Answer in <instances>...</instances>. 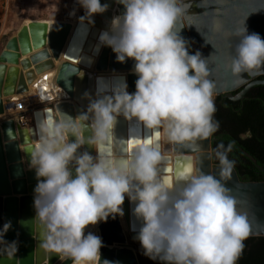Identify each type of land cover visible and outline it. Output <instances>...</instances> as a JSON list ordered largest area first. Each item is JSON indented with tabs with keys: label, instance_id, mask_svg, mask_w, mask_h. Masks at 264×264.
<instances>
[{
	"label": "clouds",
	"instance_id": "obj_1",
	"mask_svg": "<svg viewBox=\"0 0 264 264\" xmlns=\"http://www.w3.org/2000/svg\"><path fill=\"white\" fill-rule=\"evenodd\" d=\"M78 3L89 18L108 8L100 0ZM119 3L123 14L113 18L110 31L102 32L99 40L112 48L117 61H135L136 90L129 93L124 84L110 96L91 100L87 111L75 118L60 113L55 121L40 125L39 138L28 150L36 176L44 178L34 188L41 245L63 259L70 258L72 264H114L101 262L102 238L85 234L84 229L110 214L122 216L127 195L137 202L133 211L143 223L135 238L150 259L165 264H236L250 223L222 179L231 176L235 165L227 155L232 143L217 146L221 178L196 169L178 186L159 179L158 167L164 160L159 143L138 144L118 163L102 156L96 146L111 141L120 115L127 120L135 117L170 143L210 137L219 128L213 119L216 83L210 75L219 67L236 78L264 71V39L249 33L245 23L254 12L228 25L230 0L209 4L217 11L205 26L207 31H198L206 43L212 44L210 35L226 40L227 62L218 66L211 60L215 53L208 58L199 50L190 54V43L180 34L187 14L183 0ZM210 63L215 67L210 69ZM85 129L91 130L88 138L83 135ZM69 134L74 142H69ZM85 143L96 148L95 157L87 151L77 153ZM70 165L75 168L74 178ZM9 227L10 222L3 232Z\"/></svg>",
	"mask_w": 264,
	"mask_h": 264
},
{
	"label": "water",
	"instance_id": "obj_2",
	"mask_svg": "<svg viewBox=\"0 0 264 264\" xmlns=\"http://www.w3.org/2000/svg\"><path fill=\"white\" fill-rule=\"evenodd\" d=\"M73 1L77 3L76 0ZM100 2L107 4L108 7L114 6L118 16L125 10L119 0ZM183 3L187 7V14L182 17L185 28L180 34L189 41L190 54L199 50L203 57L208 58L215 53L211 60L218 66L224 65L228 58V47L223 36H209L218 50L216 52L212 44L206 43L201 35V31H207L205 26L217 11L215 5H209L213 0H183ZM249 12L254 13H250L245 21L248 32L258 33L264 39V0H230L226 22L228 25L237 23ZM84 15L85 11L82 8L74 24H71L68 18L51 22L45 20L22 22L0 49V114L3 111V102L8 104L11 99L9 95L25 92L27 84L34 78L33 75L47 69H53V83L63 95L62 98L56 97L53 104H47L42 112L39 108L33 110L31 124L28 126H20L9 117L0 119V264H69L71 261L70 258L63 259L62 256L49 252L41 245L40 227L35 222L34 188L38 179L44 178H38L35 169L31 167L28 149L39 138L42 119L55 121L60 113L75 118L87 111L91 100L100 99L104 95L110 96L115 88L124 84L127 85L129 93L136 90L135 81L138 77L134 71L135 61L126 58L124 62H119L111 47L104 44L100 47L99 36L109 26L110 11L107 9L103 13L93 14L90 18ZM90 35L96 37V42L90 50L91 55L88 56L84 53L91 45ZM59 55L62 57L61 60H58ZM92 56H95L94 60ZM92 60V67L96 70L94 76L75 64L79 62L83 66H88ZM214 67L215 64H209L210 69ZM263 74L264 71L242 73V78H236L224 71L223 67H219L209 78L214 79L216 83L214 97L223 94L231 99H239L251 85L264 83V78L258 77ZM240 87L238 92L231 93ZM125 124L127 134L124 133ZM112 131V145L111 142H106L97 145L96 148L104 157L110 158L112 153L116 154L113 162L118 163L135 148L129 151L128 144L124 145V136H127L128 141L138 139L137 119L133 117L127 120L123 115L117 116ZM83 135L85 138L90 137L91 130L85 129ZM144 135L146 138L145 126ZM163 139L165 163L158 167V172H161L159 179L162 182L168 177L164 172L169 168L172 169L171 183L174 186L185 181L179 178L178 173L185 172L188 178L196 174V169L221 178L220 165L215 160V151L211 149L210 137L183 143H170L164 137ZM68 140L74 142L75 137L69 134ZM96 148L85 143L77 153L87 151L94 157V154L97 155ZM170 151L172 156L169 161L167 154ZM124 152H127L126 156ZM251 161L255 162L252 158ZM166 162H170L171 166ZM70 168L74 178L75 168L71 165ZM256 168L264 175V168L257 165ZM222 179L225 186L231 189V194L237 198V209L247 213L250 223L247 237L264 236V179L241 180L234 168L230 177ZM136 203L125 195L124 203L121 205L123 215L120 217L124 227L132 230L127 235L123 234L117 214H114V218L113 214H110L106 220L97 223L98 236L103 241V247L100 249L101 262L108 260L114 264H139L135 249L128 245L130 241L137 240L135 237L143 223L142 219L134 214ZM9 222L10 227L3 232V226ZM142 253L144 254L143 250Z\"/></svg>",
	"mask_w": 264,
	"mask_h": 264
},
{
	"label": "trees",
	"instance_id": "obj_3",
	"mask_svg": "<svg viewBox=\"0 0 264 264\" xmlns=\"http://www.w3.org/2000/svg\"><path fill=\"white\" fill-rule=\"evenodd\" d=\"M238 89L232 91L234 94ZM216 111L213 119L219 128L210 136L211 149L219 144H233L228 159L235 162L234 169L241 180H261L264 175L256 168H264V83L251 85L239 99L223 94L214 97ZM251 158L255 161H251ZM216 162L219 163L218 159ZM243 250L236 264H262L264 262V236L243 240ZM147 264H165L150 259Z\"/></svg>",
	"mask_w": 264,
	"mask_h": 264
},
{
	"label": "bare ground",
	"instance_id": "obj_4",
	"mask_svg": "<svg viewBox=\"0 0 264 264\" xmlns=\"http://www.w3.org/2000/svg\"><path fill=\"white\" fill-rule=\"evenodd\" d=\"M77 3H73L74 6H72L71 8V11L69 12L68 14V20L71 24H74L75 23V20L77 19V16L78 14L80 13V11L82 10V7L79 5L78 3V0H76ZM75 4L77 6H75ZM109 11H110V20L108 21V28L105 30V31H109L111 29V23H112V20L115 16H118V14L116 13L115 11V7L112 6V7H108L107 8ZM33 20V19H32ZM30 20H27L26 22H28ZM52 20H46V22H51ZM90 26V24H89ZM86 38V37H85ZM89 38H91V45L89 47V49L84 52V54L90 56L91 55V48L93 46V44L96 42V37L94 36H89ZM102 43L100 42V47H101ZM83 51V50H82ZM61 55H59V58L58 60H61ZM93 60L95 59V56H92ZM93 60L91 61V64L88 65V66H83V64L79 63V62H75V64L77 66H79L80 68H82L85 72L87 73H91L93 74H96V70L93 69L92 67V63H93ZM9 66V64H8ZM17 67L19 68V65L17 64ZM31 67V66H30ZM40 75V76H38ZM33 80L30 81V83L27 84V90L25 92H33L34 94V98H35V102L38 103V104H41L40 106L36 107V108H39L40 111L42 112L44 108H46L47 104H53L54 103V99L56 97H59V98H62L63 95H62V92L54 85L53 83V80H52V77H53V69H47V70H44L43 72H40V73H36L33 75ZM45 77H47V79H45ZM25 92H22V93H13L11 95H9L11 98H15L17 97L18 94L22 95L23 93ZM32 109H36V108H33L31 107ZM52 110V109H51ZM2 114H0V119L3 118V116H1ZM51 115L53 116V113H51ZM10 119L14 120V115H10L8 116ZM43 117V115H42ZM44 121V118L42 119ZM158 130H150L149 132V135L146 136V139H152L154 143H159L160 145V150L162 152V155L164 156V152L162 151V143L164 144V139H163V136H160L159 139L157 140L155 138V133L157 132ZM113 141V140H112ZM111 145V144H110ZM114 147V146H113ZM113 150V148H112ZM125 153V156L127 154V152H124ZM168 157H169V161H170V157L172 156L171 154V151L167 154ZM114 156H116V154H113L111 155L110 158H114ZM94 157H95V154H94ZM114 160V159H113ZM165 162H162L161 164H164ZM160 164V165H161ZM167 165L171 166L170 165V162H166ZM158 173H161V172H158ZM164 173H167L168 174V177H170V179H172V176H171V172H164ZM118 215V219H119V222L121 224V228L123 229V220L121 219L120 215ZM126 229V228H125ZM84 230L85 233L87 234L88 232H91L95 235H98V228H97V224L95 225H88ZM127 230V234L128 232L132 231L131 229H126ZM69 264H72V261L69 262Z\"/></svg>",
	"mask_w": 264,
	"mask_h": 264
},
{
	"label": "rangeland",
	"instance_id": "obj_5",
	"mask_svg": "<svg viewBox=\"0 0 264 264\" xmlns=\"http://www.w3.org/2000/svg\"><path fill=\"white\" fill-rule=\"evenodd\" d=\"M68 2L69 0H6L5 2L0 0V43L1 37L5 36L4 32H8L6 28L13 20L20 21L23 18L46 17L62 18L65 15V11L68 10ZM122 230L124 232L127 231L124 228ZM131 244H133L131 247L137 253L139 264H147L150 258L142 253L143 248L141 249L139 241L133 240Z\"/></svg>",
	"mask_w": 264,
	"mask_h": 264
},
{
	"label": "built area",
	"instance_id": "obj_6",
	"mask_svg": "<svg viewBox=\"0 0 264 264\" xmlns=\"http://www.w3.org/2000/svg\"><path fill=\"white\" fill-rule=\"evenodd\" d=\"M35 102L33 92H25L22 95L18 94L17 97L11 98L8 104L3 102V117L14 115V122L20 126H28L31 123V112L40 106Z\"/></svg>",
	"mask_w": 264,
	"mask_h": 264
},
{
	"label": "crops",
	"instance_id": "obj_7",
	"mask_svg": "<svg viewBox=\"0 0 264 264\" xmlns=\"http://www.w3.org/2000/svg\"><path fill=\"white\" fill-rule=\"evenodd\" d=\"M6 0H3V2H5ZM13 1V0H12ZM73 0H69V2H68V7H67V11H65V15L62 17V18H54V17H49V18H26V19H21L20 21H16V20H13V22L11 23V24H9V26L6 28L7 30H8V32H4L5 33V36L3 37H1V47H0V49L3 47V44H4V42H5V40L9 37V36H11V35H13L14 33H15V31L17 30V28L19 27V25L22 23V22H26L27 20H64V19H66L67 17H68V14H69V12L71 11V8H72V5H73ZM7 6H8V4H7ZM2 28V27H1ZM4 31H6V30H4ZM7 33V34H6ZM38 76H40V75H38ZM31 124V123H30ZM137 127H138V132H137V136H138V139L139 140H141V143H142V141L144 140V139H146L145 138V135H144V125L141 123V122H139L138 120H137ZM127 127H126V124L124 125V133L125 134H127V129H126ZM146 128V127H145ZM146 130H147V135H149V131H150V129H147L146 128ZM113 132V131H112ZM112 140H113V138L111 139V145H112ZM127 144H128V138H127V136L125 135L124 136V145L125 146H127ZM112 155V154H111ZM119 156H121L120 154H119ZM115 157V156H114ZM117 157H118V155H117ZM23 159V158H22ZM26 168H29V166H26ZM124 225V224H123ZM123 228L125 229V227L123 226ZM125 231H126V229H125ZM126 233H127V231L126 232H124L123 231V234L124 235H126ZM132 243V242H131ZM130 242L128 243V245L129 246H133V244H131Z\"/></svg>",
	"mask_w": 264,
	"mask_h": 264
},
{
	"label": "snow or ice",
	"instance_id": "obj_8",
	"mask_svg": "<svg viewBox=\"0 0 264 264\" xmlns=\"http://www.w3.org/2000/svg\"><path fill=\"white\" fill-rule=\"evenodd\" d=\"M45 79H47V77H45ZM155 138H156L157 140L159 139V132H158V131L155 133ZM152 142H153L152 139H144V140L142 141V143H144V144H151ZM138 144H141V140H139V139H130V140L128 141V149H129V151H130L133 147H135L136 145H138ZM165 171H167V172H171L172 169H170V168H169V169H165ZM178 176H179V178H180L181 180L187 178V174H186L185 172H180V173H178ZM163 182H164L165 184H171V179H170L169 177H165Z\"/></svg>",
	"mask_w": 264,
	"mask_h": 264
},
{
	"label": "flooded vegetation",
	"instance_id": "obj_9",
	"mask_svg": "<svg viewBox=\"0 0 264 264\" xmlns=\"http://www.w3.org/2000/svg\"><path fill=\"white\" fill-rule=\"evenodd\" d=\"M258 77H260V78H264V74H263V75H260V76H258ZM240 89H241V87L238 88L237 92H238ZM214 151H215V150H214ZM215 160H217V158H216V151H215ZM148 262H149V261H148Z\"/></svg>",
	"mask_w": 264,
	"mask_h": 264
}]
</instances>
